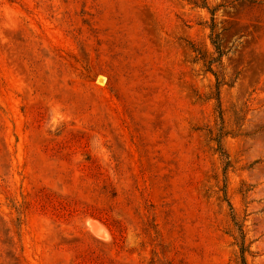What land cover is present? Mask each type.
Listing matches in <instances>:
<instances>
[{
    "label": "rangeland",
    "instance_id": "rangeland-1",
    "mask_svg": "<svg viewBox=\"0 0 264 264\" xmlns=\"http://www.w3.org/2000/svg\"><path fill=\"white\" fill-rule=\"evenodd\" d=\"M200 2L0 0V264H241L227 200L264 264V0Z\"/></svg>",
    "mask_w": 264,
    "mask_h": 264
},
{
    "label": "trees",
    "instance_id": "trees-1",
    "mask_svg": "<svg viewBox=\"0 0 264 264\" xmlns=\"http://www.w3.org/2000/svg\"><path fill=\"white\" fill-rule=\"evenodd\" d=\"M200 5L203 7H207L208 3L207 0H201ZM212 15L214 16L215 14V9L211 10ZM216 24L214 22V18L212 19L211 23V34H210V39L211 43L213 46V51L208 52V51H203L201 48L197 47L196 44L190 43L191 48L196 54V58L200 59L203 61V64L206 68V70L212 72L215 77H216V89H215V98L218 103V111L219 115L221 118L222 110H221V104H220V87L223 83V76L221 74V69H222V57L224 55V51L221 48L220 40H219V34L218 32L215 31ZM223 130L221 127L218 128V132L215 136V141L217 142V149L221 152V154L226 158L225 164H224V170H227L229 167V162H228V156L227 153L224 150L223 143H222V138H223ZM228 201V205L231 209V218L234 224L235 228V233H236V240H237V245L239 247L240 251V258H241V264H247L246 258H245V253L249 251V247L246 244V237H245V232L243 230L242 224L238 221L233 207L231 203Z\"/></svg>",
    "mask_w": 264,
    "mask_h": 264
},
{
    "label": "bare ground",
    "instance_id": "bare-ground-1",
    "mask_svg": "<svg viewBox=\"0 0 264 264\" xmlns=\"http://www.w3.org/2000/svg\"><path fill=\"white\" fill-rule=\"evenodd\" d=\"M44 225V224H43ZM45 230L47 231V238L49 239V240H56V234H55V232L51 229V227L50 226H48V224L47 223H45Z\"/></svg>",
    "mask_w": 264,
    "mask_h": 264
}]
</instances>
